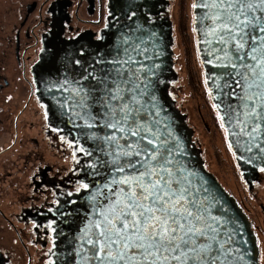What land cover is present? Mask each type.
<instances>
[{"label": "snow or ice", "instance_id": "snow-or-ice-1", "mask_svg": "<svg viewBox=\"0 0 264 264\" xmlns=\"http://www.w3.org/2000/svg\"><path fill=\"white\" fill-rule=\"evenodd\" d=\"M192 8L198 10L204 51L214 58L206 62L222 69L208 79L215 76L221 95L238 101L221 99L219 119L235 120L256 141L264 124V0H194ZM112 63L110 73L93 77L96 85L76 90L84 91L77 103L85 109L81 118L92 121L88 127L108 130L92 137L107 146L110 159L102 165L109 169L108 179L90 197L91 215L73 249L75 264H240L244 255L233 246L236 222L218 207L220 200L188 165L182 145L160 117L146 82L152 68L125 70L121 61ZM137 71L145 73L143 81ZM256 147L264 153L259 143Z\"/></svg>", "mask_w": 264, "mask_h": 264}, {"label": "flooded vegetation", "instance_id": "flooded-vegetation-1", "mask_svg": "<svg viewBox=\"0 0 264 264\" xmlns=\"http://www.w3.org/2000/svg\"><path fill=\"white\" fill-rule=\"evenodd\" d=\"M193 2L194 0H30L26 5L20 25L13 28L4 47V57H10L7 68L3 66L5 62L0 63L1 264H49L57 240L56 209L61 200L71 199L84 188L81 172L90 163L81 146H77L51 125L46 108L38 98L40 87L35 82L32 69L40 61L45 47L50 46V50L45 52L50 53L52 60L58 61L57 70L65 72L71 55L82 57L87 52V45L84 44L75 53L66 48L71 46L70 40L82 33L87 32L94 39H101L110 25L118 33H129L133 25H162L171 21L173 67L178 78L170 84L169 93L181 112L187 115V122L194 131L193 140L204 158L196 130L190 124V115L178 100L183 88L177 86L180 71L177 68L175 32L190 36L188 20L192 23L195 54L202 73V81L199 82L202 94L210 107L209 114L216 127L224 133L234 161L232 172L240 182L236 180L234 188L227 187L208 168L204 158L206 168L235 197L251 222L259 246V264H264V172L259 170L264 166L249 168L247 178H244L235 153L229 147L226 130L219 119L222 115L219 108L213 107L215 101L208 83H205L207 74L210 73L204 64V49L207 45L202 42L204 37L194 29ZM54 56L58 58L54 59ZM77 61L80 62V58H75L69 75L81 85L84 69ZM48 69L50 67L41 72ZM54 85L63 83L54 82ZM229 100L228 98V102ZM200 115L206 129H210L202 114ZM261 127L259 142L264 145V124Z\"/></svg>", "mask_w": 264, "mask_h": 264}, {"label": "water", "instance_id": "water-1", "mask_svg": "<svg viewBox=\"0 0 264 264\" xmlns=\"http://www.w3.org/2000/svg\"><path fill=\"white\" fill-rule=\"evenodd\" d=\"M194 10V29L201 34L200 25L197 22L198 10ZM112 26L110 25L102 34L101 39H94L92 35L85 32L70 40L71 46L66 47L69 48L70 52H77L82 44L87 45V52L82 57L71 55V60L66 65L67 71L60 72L57 70L58 61L52 60L50 53L45 52L50 50V46L45 47L40 61L32 69L35 82L40 87L38 98L46 108L48 121L62 135L71 139L77 146H81L86 151L90 161L81 172V182L89 187L87 189L82 188L71 199L61 200L56 209L57 240L51 256L52 260L58 261V264H75L78 258L75 257L73 249L79 243L80 229L88 223L91 215L90 197L98 186L108 179L109 169L106 165L102 166L105 160L110 159L105 154L108 148L103 142L92 137L93 133L102 136L108 130L101 129L99 126L89 128L88 124L92 121L81 118L85 109L81 108L77 101L84 95V91H88L96 85V80L93 77L110 73L114 67L112 62L119 60L125 70L130 67L138 70L140 65H144L145 70L152 68V74L148 76L146 82L150 83V91L154 92L157 98L158 107L161 110L160 117L169 125L173 137L178 139L182 145L188 165L207 181L214 195L220 200L218 207L227 209L226 215L236 222L234 227L237 235L233 246L240 249V254L244 255V261L247 264H259V246L251 222L235 197L226 190L216 175L206 168L202 151L193 140L194 131L187 122V115L181 112L169 93L170 84L178 78L173 67L172 22L168 21L162 25H133L129 33H118ZM55 58L58 57L54 56ZM75 58H80V65L84 69L81 85L77 79L72 80L69 75L72 72L70 69ZM210 59L214 60L213 57L205 55L204 64L206 69L210 71L207 74V83L213 99L219 97L214 101L215 104H219L220 113L224 116V105L220 103V100L228 98L222 96L214 86L215 76L208 79L213 73L219 75L222 69L214 68L212 64L210 66L206 62ZM128 60L134 61V63H123ZM153 65H158V67L153 68ZM47 67H50V70L42 73L41 71ZM144 74V72L137 71V75L142 81ZM84 76H88V79H83ZM54 82L63 83V85L55 86ZM222 82L220 81L221 84ZM77 89H84V91L77 93ZM87 103L92 104V99L90 98ZM229 103L238 105L235 97H232ZM95 110V107L89 109L90 112H95ZM222 122L242 175L247 178L246 173L249 172V168L257 169L259 166H264V153H261L260 149L256 147L257 143L260 144V147H264L259 142L261 137L259 136L256 141H252L246 134L249 129L241 132V126H238L237 122L234 121L229 123L227 117ZM249 146H251V151L247 150ZM100 148H103L104 152H101ZM253 156L256 159H250ZM215 214L220 213L216 212ZM69 253H73V255H68ZM244 261L240 264H244Z\"/></svg>", "mask_w": 264, "mask_h": 264}, {"label": "rangeland", "instance_id": "rangeland-1", "mask_svg": "<svg viewBox=\"0 0 264 264\" xmlns=\"http://www.w3.org/2000/svg\"><path fill=\"white\" fill-rule=\"evenodd\" d=\"M29 2L30 0H0V63L5 62L3 65L5 68H7L10 58L9 56V58L4 57L7 38L11 35L13 28L20 25ZM187 26L190 36L179 31L175 32L177 68L180 71V81L177 86L183 88L178 95L179 104L185 107L190 115V124L196 130V136L201 143L208 168L218 176L224 185L234 188L236 180L240 181L232 172L234 161L224 133L216 127L209 114L211 113L210 107L202 94V86H200L201 83L199 84L202 81V73L195 54L194 33L189 20ZM200 114L210 129H206Z\"/></svg>", "mask_w": 264, "mask_h": 264}]
</instances>
